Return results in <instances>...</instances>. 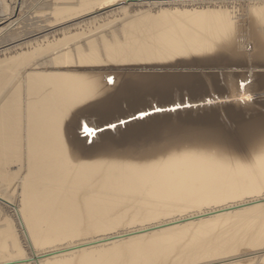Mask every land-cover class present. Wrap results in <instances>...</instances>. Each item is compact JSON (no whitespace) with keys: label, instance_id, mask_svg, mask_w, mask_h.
Segmentation results:
<instances>
[{"label":"bare ground","instance_id":"bare-ground-1","mask_svg":"<svg viewBox=\"0 0 264 264\" xmlns=\"http://www.w3.org/2000/svg\"><path fill=\"white\" fill-rule=\"evenodd\" d=\"M244 25L258 56L264 0H0V264H264V142L241 159L258 137L216 135L258 125L252 106L79 132L234 89L264 105Z\"/></svg>","mask_w":264,"mask_h":264},{"label":"water","instance_id":"water-1","mask_svg":"<svg viewBox=\"0 0 264 264\" xmlns=\"http://www.w3.org/2000/svg\"><path fill=\"white\" fill-rule=\"evenodd\" d=\"M204 69H210L207 66L201 67V68H195V69H190V71H196L197 74H202V75H209L206 74L204 71ZM222 70V69H221ZM219 72V71H218ZM215 73V72H213ZM232 74H235L236 72H229ZM244 73V72H241ZM211 74V73H210ZM245 74V73H244ZM246 77H248L249 79V75L248 73H246ZM251 79V78H250ZM250 81L253 82V79H251ZM252 91L248 92V96L251 97V99H249V97L244 98V99H239L235 97V93H236V89L233 90L232 92V96L231 97H227L226 95H224L223 97H206L201 101H190V102H183V103H172V104H166V105H154V106H150V107H144L141 109H137L134 112H130V113H125L122 115H119L117 117H115L114 119H112L109 122H101V124L98 123H94L93 121H90L92 123H88L89 124H93L92 126L97 127V131H102V130H114L115 126L117 125L118 122L121 123V125H123L124 123H126V121H136V120H141L143 117H145L146 115L148 116L149 114L152 115H159V114H171V115H175L176 113L179 112H186V111H198V110H202V109H210V108H214L216 106H221L224 105L226 103L232 102L234 104H236L238 107L240 108H248L250 105H248V103L253 100V92ZM130 122V123H131ZM124 126V125H123ZM93 133L97 132L96 130H93Z\"/></svg>","mask_w":264,"mask_h":264},{"label":"rangeland","instance_id":"rangeland-1","mask_svg":"<svg viewBox=\"0 0 264 264\" xmlns=\"http://www.w3.org/2000/svg\"><path fill=\"white\" fill-rule=\"evenodd\" d=\"M38 15H41V14H38ZM250 16V18H254V19H256V17L254 16L253 17V14L251 15H249ZM248 28H247V27ZM14 27V26H13ZM13 27L12 28H10L8 31H10L11 29H13ZM250 27V28H249ZM245 29V30H244ZM248 29H250V30H248ZM251 29H253V30H257L256 28H254L253 26H248V25H244V27H243V29H242V32H241V34H242V38H240V40L241 41H239V44L237 43V44H235V51L236 52H238V53H241L242 55H243V65L244 66H246V65H251V67H253V65H252V62H253V59H252V55L251 54H253V52L254 51H252V50H254L255 49V47H254V45H253V43H254V41H253V37L251 38V36H252V31L253 30H251ZM248 30V31H247ZM244 31H245V33H244ZM249 33V34H248ZM244 34V35H243ZM244 39V40H243ZM245 39H247V40H245ZM245 43H247V44H245ZM249 45H251V54L249 53ZM242 46V47H241ZM242 50H241V49ZM248 48V49H247ZM239 49V50H238ZM1 50V49H0ZM241 50V51H240ZM248 52H247V51ZM240 51V52H239ZM244 52V53H243ZM246 55V56H245ZM230 57V59L232 60V61H234V62H236L237 60L239 61V59H240V57L236 54V53H231V56H229ZM249 57V58H248ZM251 59V60H250ZM250 60V61H249ZM249 63H248V62ZM247 62V63H246ZM237 66V65H236ZM210 69H204V70H202V71H204L206 74H210V73H213V72H218L219 70L221 71V68L220 67H217V68H213V67H209ZM246 68V67H245ZM213 69H214V71H213ZM162 70V69H161ZM172 70H178V69H172ZM182 70V69H181ZM207 70V71H206ZM209 70V71H208ZM223 71H225V72H227L229 69H222ZM184 71V70H183ZM240 71H244L245 73H248L249 74V70H247V68L246 69H239V70H236V71H229V72H240ZM259 70L257 69V68H254V72H258ZM257 98H259V97H257ZM254 99H255V97H254ZM252 106V107H251ZM251 107V108H250ZM250 109H252V110H250V111H253V112H255V113H259L260 114V116L261 117H264V105H250ZM259 107H261V108H259ZM258 108V109H257ZM259 110V111H258ZM257 111V112H256ZM186 112H193V111H186ZM186 112H179V113H176L174 116L172 115L171 116V118L170 119H168V121H174V122H178V123H186V120H182L181 118H179L180 116H183ZM130 113V112H129ZM194 113H196L197 114V112H194ZM195 114V115H196ZM160 115H165V114H159V116ZM171 115V114H170ZM153 116H158V115H146L145 117H143L142 119H149L150 117H153ZM112 120V119H111ZM111 120H107V122H109V121H111ZM221 120H224V126H226V125H228L227 124V120L226 119H221ZM136 121H138V120H136ZM104 122H106V121H104ZM131 121H126V123H124L123 125L124 126H126V125H128V124H131V123H133V122H135V121H132L131 123H130ZM89 123H92V122H90L89 121ZM88 122L85 124V125H83L82 126V128L80 129V133L83 135V137L84 138H86L88 141V143H94V142H96V137H97V135L98 134H100V133H103V132H107V131H112V130H102V131H97L98 129H97V127L98 126H96V127H94V126H92L93 124H89ZM100 124H101V122H100ZM123 125H121V123L120 122H118L117 123V125L115 126V129L114 130H116V129H118V128H121V127H124ZM85 126H87L88 128H89V130H88V132H84L83 130H85ZM86 127V128H87ZM87 128V129H88ZM92 129L93 130H96L97 132H95V133H93V131H92ZM113 130V131H114ZM263 142L262 141H259V142H257L253 147H251L250 148V151L247 153V154H236L235 156L236 157H238V158H240L241 157V159H246V157H249L250 156V152H252L253 150H256L257 148H258V146H260L261 144H262ZM231 151H233V150H231ZM229 155H231V152H229ZM244 155H245V157H244ZM248 155V156H247ZM244 157V158H243ZM0 201H2V205L0 204V209H1V212L2 213H4L6 216H8V217H11L12 218V216H10V212H9V210H7L8 209V207H7V205L5 204V202L3 201V200H1L0 199ZM4 203V204H3ZM3 208V209H2ZM7 208V209H6ZM5 210V212H3V211ZM22 245H24V243H23V240H22ZM248 248H241V250L243 251H248V252H251L252 251V249H251V251L248 249ZM42 251V250H41ZM40 251V252H41ZM254 251V250H253ZM240 254V253H239ZM243 258H246L245 256L243 257ZM35 259V258H34ZM33 259V260H34ZM24 262H28V261H24ZM30 262V261H29ZM251 264H254V262H252Z\"/></svg>","mask_w":264,"mask_h":264},{"label":"snow or ice","instance_id":"snow-or-ice-1","mask_svg":"<svg viewBox=\"0 0 264 264\" xmlns=\"http://www.w3.org/2000/svg\"><path fill=\"white\" fill-rule=\"evenodd\" d=\"M249 52L251 53V45H249ZM252 59L253 63H259L260 66L264 68V41L260 42V52L258 56H252ZM261 75H264V73H261ZM109 82H111V77H109ZM249 99H251V97H249ZM216 135L220 141L229 146H235L239 142H251L257 137L264 142V119H261L258 125L246 124L240 125L239 127L226 125L221 128Z\"/></svg>","mask_w":264,"mask_h":264}]
</instances>
